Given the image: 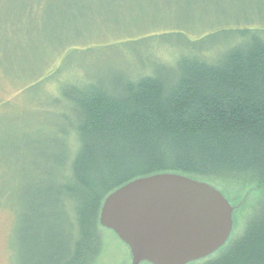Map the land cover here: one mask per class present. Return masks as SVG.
<instances>
[{"label":"trees","instance_id":"1","mask_svg":"<svg viewBox=\"0 0 264 264\" xmlns=\"http://www.w3.org/2000/svg\"><path fill=\"white\" fill-rule=\"evenodd\" d=\"M226 29L217 48L183 34L180 43L126 40L148 44V59L131 73L91 79L75 65L58 66L55 76L67 75L51 104L67 113L57 136L44 138L47 148H33L43 161L20 191L19 264H93L103 202L136 179L245 177L264 193V28ZM162 49L173 56L164 59ZM261 198L242 236L191 264H264Z\"/></svg>","mask_w":264,"mask_h":264},{"label":"rangeland","instance_id":"2","mask_svg":"<svg viewBox=\"0 0 264 264\" xmlns=\"http://www.w3.org/2000/svg\"><path fill=\"white\" fill-rule=\"evenodd\" d=\"M238 26L264 28V0H0V264L20 263V191L43 161L33 148H47L44 138L57 136L61 127L54 125L67 113L51 104L67 75L55 76L58 66L75 65L91 79L131 73L148 59V44L126 40L156 35V42L180 43L176 37L183 34L192 41L205 36L201 43L216 47L227 42L226 28ZM159 54L173 56L169 49ZM47 76L43 84L39 79ZM233 177L202 180L237 206L229 243L244 234L264 194L253 191L257 183ZM100 239L93 264H133L113 230L101 227Z\"/></svg>","mask_w":264,"mask_h":264},{"label":"water","instance_id":"3","mask_svg":"<svg viewBox=\"0 0 264 264\" xmlns=\"http://www.w3.org/2000/svg\"><path fill=\"white\" fill-rule=\"evenodd\" d=\"M234 208L203 181L180 174L136 179L109 195L100 226L131 250L133 264H191L228 242Z\"/></svg>","mask_w":264,"mask_h":264}]
</instances>
